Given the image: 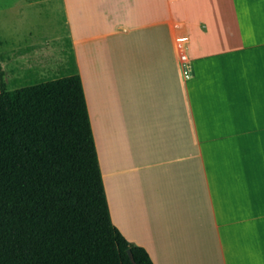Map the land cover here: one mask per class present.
I'll list each match as a JSON object with an SVG mask.
<instances>
[{
	"label": "crops",
	"instance_id": "0c3cea01",
	"mask_svg": "<svg viewBox=\"0 0 264 264\" xmlns=\"http://www.w3.org/2000/svg\"><path fill=\"white\" fill-rule=\"evenodd\" d=\"M60 2L112 226L152 264H264V0Z\"/></svg>",
	"mask_w": 264,
	"mask_h": 264
},
{
	"label": "trees",
	"instance_id": "16d2710c",
	"mask_svg": "<svg viewBox=\"0 0 264 264\" xmlns=\"http://www.w3.org/2000/svg\"><path fill=\"white\" fill-rule=\"evenodd\" d=\"M69 65L11 91L0 67V264H152L111 224L73 55Z\"/></svg>",
	"mask_w": 264,
	"mask_h": 264
},
{
	"label": "rangeland",
	"instance_id": "374dc122",
	"mask_svg": "<svg viewBox=\"0 0 264 264\" xmlns=\"http://www.w3.org/2000/svg\"><path fill=\"white\" fill-rule=\"evenodd\" d=\"M72 55L60 0H0V67L8 91L63 77Z\"/></svg>",
	"mask_w": 264,
	"mask_h": 264
},
{
	"label": "built area",
	"instance_id": "2783aa9c",
	"mask_svg": "<svg viewBox=\"0 0 264 264\" xmlns=\"http://www.w3.org/2000/svg\"><path fill=\"white\" fill-rule=\"evenodd\" d=\"M176 44L179 46V48L181 50V54H180L181 61L184 62L185 64H188L189 65V63H188V57H187V54H186V51H185V48H184V46H185L184 39L183 38H177L176 39ZM186 68L188 69L187 66H186ZM187 69H185L183 71V74H184V77L185 78L190 77V74H191L190 69H188V70Z\"/></svg>",
	"mask_w": 264,
	"mask_h": 264
},
{
	"label": "water",
	"instance_id": "95a60500",
	"mask_svg": "<svg viewBox=\"0 0 264 264\" xmlns=\"http://www.w3.org/2000/svg\"><path fill=\"white\" fill-rule=\"evenodd\" d=\"M128 257L131 259L130 251H127Z\"/></svg>",
	"mask_w": 264,
	"mask_h": 264
}]
</instances>
